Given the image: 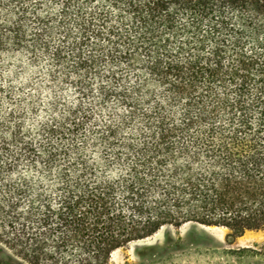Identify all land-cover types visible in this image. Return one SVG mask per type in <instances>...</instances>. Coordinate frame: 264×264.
Here are the masks:
<instances>
[{
  "label": "trees",
  "instance_id": "obj_1",
  "mask_svg": "<svg viewBox=\"0 0 264 264\" xmlns=\"http://www.w3.org/2000/svg\"><path fill=\"white\" fill-rule=\"evenodd\" d=\"M187 223L264 229V0H0V264Z\"/></svg>",
  "mask_w": 264,
  "mask_h": 264
},
{
  "label": "rangeland",
  "instance_id": "obj_2",
  "mask_svg": "<svg viewBox=\"0 0 264 264\" xmlns=\"http://www.w3.org/2000/svg\"><path fill=\"white\" fill-rule=\"evenodd\" d=\"M243 248L251 250L239 251ZM0 260L17 262L1 244ZM108 264H264V229L235 237L224 227L195 223L165 226L113 251Z\"/></svg>",
  "mask_w": 264,
  "mask_h": 264
}]
</instances>
